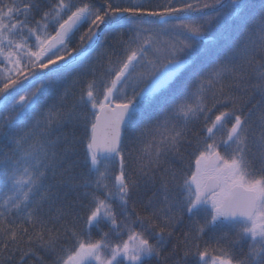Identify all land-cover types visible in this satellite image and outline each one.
Masks as SVG:
<instances>
[{
  "label": "snow or ice",
  "instance_id": "obj_1",
  "mask_svg": "<svg viewBox=\"0 0 264 264\" xmlns=\"http://www.w3.org/2000/svg\"><path fill=\"white\" fill-rule=\"evenodd\" d=\"M153 260L264 264V0H0V264Z\"/></svg>",
  "mask_w": 264,
  "mask_h": 264
},
{
  "label": "trees",
  "instance_id": "obj_2",
  "mask_svg": "<svg viewBox=\"0 0 264 264\" xmlns=\"http://www.w3.org/2000/svg\"><path fill=\"white\" fill-rule=\"evenodd\" d=\"M153 2H157V0H153ZM160 2H162V0H160ZM254 3L257 4V5H259L260 0H254ZM41 103H44V101H42ZM149 194H150V193H149ZM94 234H95V233H94ZM151 264H157V261L153 260V261L151 262Z\"/></svg>",
  "mask_w": 264,
  "mask_h": 264
}]
</instances>
